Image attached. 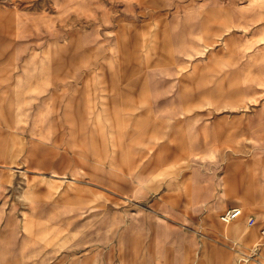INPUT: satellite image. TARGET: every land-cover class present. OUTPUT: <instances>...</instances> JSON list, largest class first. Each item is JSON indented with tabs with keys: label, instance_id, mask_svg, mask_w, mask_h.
Listing matches in <instances>:
<instances>
[{
	"label": "rangeland",
	"instance_id": "rangeland-1",
	"mask_svg": "<svg viewBox=\"0 0 264 264\" xmlns=\"http://www.w3.org/2000/svg\"><path fill=\"white\" fill-rule=\"evenodd\" d=\"M189 12L199 16L193 33L217 35L198 36L188 55L178 47L190 43L180 26ZM251 56L264 60V0H0V63L21 79L48 68L42 96L61 68L62 94L91 99L103 124L115 122L114 108L126 117L128 104L143 114L139 144L110 133L76 139L67 125L55 144L47 120L38 144L50 151L35 150L30 168L9 145L0 209H15L10 220L0 213V264H264V61L258 81L232 91ZM127 83L135 91L122 94ZM97 141L125 165H76ZM42 154L67 159L47 167ZM233 208L241 214L226 221ZM68 218L62 231L48 228Z\"/></svg>",
	"mask_w": 264,
	"mask_h": 264
},
{
	"label": "crops",
	"instance_id": "crops-1",
	"mask_svg": "<svg viewBox=\"0 0 264 264\" xmlns=\"http://www.w3.org/2000/svg\"><path fill=\"white\" fill-rule=\"evenodd\" d=\"M176 10H181V4L174 3ZM199 19L198 14L189 12L186 14L185 18L180 22V26L191 31L192 35L190 37V43H180L178 47L180 50L184 51L185 54H191L196 48V39L198 36H215L216 32L208 30L207 27L199 28L200 35L193 33L198 25L196 22ZM206 26V25H204ZM194 34V35H193ZM235 53L240 56L242 50L237 49ZM1 60V59H0ZM263 59L256 58L254 56L247 59L245 62L241 63L239 68H237L233 74L235 80L232 83V91L237 90V87L243 83H250L253 81H258V70ZM137 69V67H136ZM47 69H34L27 72L24 71L25 77L22 78V75L16 73L17 70L12 68L10 64L0 63V164H5L7 162V157L5 155L9 145H11L12 152L16 153L13 150L24 151L23 162L27 167H31V160L33 159V152L38 149L48 153L50 150L46 146H41L38 144V140H47L49 134L47 133L49 129L44 125L48 121L52 123L53 127V142L55 144H60L64 139V129L63 127L67 125V131L71 137L82 140L81 138H86V135L91 137L93 140L94 133L96 132L100 137V142L105 141L106 137L114 136H128L133 139L137 144H139L140 136L142 134V116L141 112H134L131 109V104L123 110V113L126 117H120L119 110L115 108L109 112L115 119L114 123L110 125L103 124L99 121L98 116L96 115V110L93 108L91 99L86 100L85 103H80L79 96L77 95V90L71 94L63 95L62 91L64 90L65 83L61 74V68L55 69L58 73V76L52 81L53 90L48 95H41L45 91L43 84L46 83ZM166 71V70H165ZM40 73V74H34ZM124 72H131L126 69ZM110 83L112 85L111 91V101L116 104L118 100V93L120 84L116 81V75L114 70L111 69V76L109 75ZM112 81V82H111ZM220 86H215L213 93H221ZM121 89V88H120ZM135 91L134 83H127L124 88L121 90L122 94H130L132 91ZM53 98V103H47V101ZM63 98V99H61ZM66 100V101H65ZM77 103H73L76 102ZM102 111V110H101ZM96 115V117H95ZM95 117V118H94ZM48 120V121H47ZM96 121L95 126L92 122ZM110 133V136H109ZM183 134V133H182ZM184 135V134H183ZM189 144H194V139L192 136L189 137ZM100 142L97 141L95 146L89 148H81L82 151L78 152L77 159L75 160L76 165L85 166L87 169H92L93 166L87 160L98 161L104 164L114 165L118 167H123L125 164L123 161L118 160L117 157L111 160L107 158L108 156H102L99 154L97 149H100ZM181 148L184 147L181 143ZM11 143V144H10ZM92 148V149H90ZM137 154L140 155V150H136ZM18 153V152H17ZM44 155L42 154V158ZM49 158L44 157L43 160ZM67 158H62L61 160H56L52 158L48 159L43 164L47 167H60L64 165ZM136 164L137 161L135 160ZM21 163V162H18ZM138 165V164H137ZM136 165V166H137ZM140 165V164H139ZM94 169V168H93ZM97 170V169H96ZM95 170V171H96ZM52 176L59 177L58 173H53ZM0 198L3 199L2 193L0 192ZM15 209L14 206H11L7 212H3L0 209L2 215H6V219L10 220L12 216V211ZM233 208L231 210H235ZM76 212H79V208H75ZM241 213L239 212V215ZM238 215V216H239ZM76 219L77 215L74 216ZM236 218V217H235ZM73 219L68 218L62 220V223L55 226H49L48 228H53L59 232L65 228V224H69ZM45 229V228H43ZM29 231L27 234L29 235ZM65 241V240H64ZM43 246H40V248ZM126 256V254H123ZM84 264H91L92 257H87Z\"/></svg>",
	"mask_w": 264,
	"mask_h": 264
},
{
	"label": "built area",
	"instance_id": "built-area-1",
	"mask_svg": "<svg viewBox=\"0 0 264 264\" xmlns=\"http://www.w3.org/2000/svg\"><path fill=\"white\" fill-rule=\"evenodd\" d=\"M239 215V211L238 210H229V211H227L226 213H225V216L227 217V218H230V219H233V218H235V217H237ZM226 217H224V219L226 218ZM226 220V219H225Z\"/></svg>",
	"mask_w": 264,
	"mask_h": 264
},
{
	"label": "bare ground",
	"instance_id": "bare-ground-1",
	"mask_svg": "<svg viewBox=\"0 0 264 264\" xmlns=\"http://www.w3.org/2000/svg\"><path fill=\"white\" fill-rule=\"evenodd\" d=\"M234 211H235V210H234ZM225 219H226V221H230V220H231L230 218H227V217H226Z\"/></svg>",
	"mask_w": 264,
	"mask_h": 264
}]
</instances>
